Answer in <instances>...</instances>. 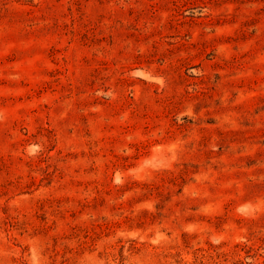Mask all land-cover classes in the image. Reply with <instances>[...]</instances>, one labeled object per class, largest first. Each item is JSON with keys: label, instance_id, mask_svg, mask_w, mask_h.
I'll list each match as a JSON object with an SVG mask.
<instances>
[{"label": "rangeland", "instance_id": "rangeland-1", "mask_svg": "<svg viewBox=\"0 0 264 264\" xmlns=\"http://www.w3.org/2000/svg\"><path fill=\"white\" fill-rule=\"evenodd\" d=\"M0 264H264V0H0Z\"/></svg>", "mask_w": 264, "mask_h": 264}]
</instances>
